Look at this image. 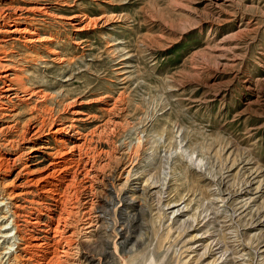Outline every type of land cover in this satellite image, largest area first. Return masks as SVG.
<instances>
[{
	"label": "rangeland",
	"instance_id": "374dc122",
	"mask_svg": "<svg viewBox=\"0 0 264 264\" xmlns=\"http://www.w3.org/2000/svg\"><path fill=\"white\" fill-rule=\"evenodd\" d=\"M0 12L2 264L42 262L30 236L51 264H264V0ZM79 153L56 209L41 179Z\"/></svg>",
	"mask_w": 264,
	"mask_h": 264
},
{
	"label": "bare ground",
	"instance_id": "6f19581e",
	"mask_svg": "<svg viewBox=\"0 0 264 264\" xmlns=\"http://www.w3.org/2000/svg\"><path fill=\"white\" fill-rule=\"evenodd\" d=\"M1 13V12H0ZM19 18V17H18ZM5 91V90H4ZM63 131H65L63 128H57L55 129L52 133L53 136H57L60 135ZM61 142V140H59ZM63 147V146H62ZM80 149V148H79ZM78 149V150H79ZM64 151V150H63ZM80 151V150H79ZM59 152V151H58ZM69 152V151H68ZM61 155H63V153L65 152H59ZM67 153V152H66ZM65 153V155H66ZM72 153V152H71ZM66 157V156H65ZM80 158H81V153L78 154L77 158L74 159L73 157H68L63 159V160H57V161H51L50 162V166H48V170H50V172H48V174L41 179V181L46 182L47 185L51 186L52 188H50L48 190V195L50 200L53 202L52 206H54L55 208L58 206H64L67 201L66 199V194L65 191L67 189H63L61 191L60 187L62 184L66 185L68 182V187H70L72 184L74 183V179L77 173V169L78 165L80 163ZM4 159V158H3ZM8 163V162H7ZM2 164H6V159L5 162L1 161L0 159V166H2ZM81 167V166H80ZM46 169V168H45ZM47 170V169H46ZM70 177V178H69ZM69 178V180H68ZM47 179H52L51 181H47ZM76 182V181H75ZM61 184V185H60ZM67 187V188H68ZM72 188V187H71ZM58 190V191H57ZM61 191V192H59ZM46 192V191H45ZM47 195V196H48ZM2 199V198H1ZM69 202V201H68ZM0 205H3L2 201L0 202ZM1 207V206H0ZM61 207H59L60 209ZM66 208V207H65ZM57 209V208H56ZM49 211V210H48ZM60 211V210H58ZM64 213H66V210H63ZM62 211V212H63ZM61 213V211H60ZM15 214V213H14ZM63 214V213H62ZM58 215V214H57ZM63 216V215H62ZM60 217V216H59ZM2 222L3 220H5V217H1ZM57 219V218H56ZM35 220V219H34ZM60 219H58L56 221L57 225H59L58 223L61 222L59 221ZM62 220V219H61ZM65 221V220H64ZM38 222V221H36ZM35 222V223H36ZM34 223V224H35ZM2 223H0L1 225ZM33 224V223H32ZM49 224V223H48ZM46 225V224H45ZM44 225V226H45ZM46 227L48 228L49 226L46 225ZM49 230V229H47ZM10 237L8 235V233L6 232V226H0V241H2L3 243H6L7 238ZM30 238L29 240L26 241L25 245H24V249L26 250V252H28V254H30V256L33 257H39L41 258L42 262H39V264H51V257H54L53 255L55 254L56 251V245L55 244H49L46 240V238L43 240L41 239V242H38L36 240V237H28ZM41 238V237H40ZM43 238V237H42ZM25 240V239H24ZM46 240V242H45ZM102 247V246H101ZM22 249V248H21ZM2 252V251H1ZM93 252V251H92ZM3 253V252H2ZM3 257H6V253L1 254ZM0 255V256H1ZM56 255V254H55ZM89 255V254H88ZM107 257V255H106ZM27 259V258H26ZM89 259V258H88ZM90 259H93V255L90 256ZM53 261V260H52ZM109 263V262H108ZM0 264H2V257H0ZM54 264V263H52Z\"/></svg>",
	"mask_w": 264,
	"mask_h": 264
}]
</instances>
